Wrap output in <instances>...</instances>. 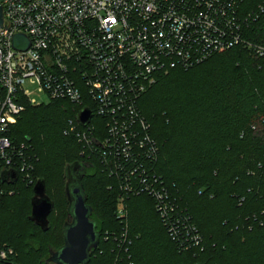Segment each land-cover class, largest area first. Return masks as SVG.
Returning a JSON list of instances; mask_svg holds the SVG:
<instances>
[{"label": "trees", "instance_id": "16d2710c", "mask_svg": "<svg viewBox=\"0 0 264 264\" xmlns=\"http://www.w3.org/2000/svg\"><path fill=\"white\" fill-rule=\"evenodd\" d=\"M261 6L264 0H246L243 9L259 14L244 31L253 46L222 51L189 70L173 69L139 101L159 149L151 173L189 217L198 246H179L149 193L126 196L127 215L118 216L122 179L66 135L77 114L61 101L28 106L10 131L15 145H28L35 183L0 182V254L13 251L0 264H46L64 246L63 229L72 221L65 170L74 163L91 165L83 186L101 238L89 264H264V56L256 51L264 49ZM93 123L103 138L102 120ZM40 179L54 203L46 232L30 219ZM185 226L180 223L179 234L187 233Z\"/></svg>", "mask_w": 264, "mask_h": 264}, {"label": "built area", "instance_id": "2783aa9c", "mask_svg": "<svg viewBox=\"0 0 264 264\" xmlns=\"http://www.w3.org/2000/svg\"><path fill=\"white\" fill-rule=\"evenodd\" d=\"M0 3L5 18L0 30V182L2 174L16 172L19 180L35 183L28 145H15L9 136L28 106L44 105L31 100L25 89L31 83L50 102L72 105L77 115L69 121L66 135L78 138L121 177L120 218L127 215L126 196L149 193L179 246H198L200 237L189 217L177 207L164 182L151 173L150 163L156 162L159 149L139 101L160 76L173 69L189 70L222 51L253 46L244 31L259 14H243L246 0ZM260 10L264 11L262 6ZM18 34L30 41L26 51L14 48ZM256 51L264 56L263 48ZM84 108L93 113L87 127L77 121ZM94 118L107 129L103 138L96 136ZM182 222L187 233L179 234ZM11 254L12 250L2 251L0 257Z\"/></svg>", "mask_w": 264, "mask_h": 264}, {"label": "water", "instance_id": "95a60500", "mask_svg": "<svg viewBox=\"0 0 264 264\" xmlns=\"http://www.w3.org/2000/svg\"><path fill=\"white\" fill-rule=\"evenodd\" d=\"M4 9L0 3V30L4 27ZM6 28V26H5ZM7 29V28H6ZM30 46L28 37L18 34L14 37V48L19 51H26ZM93 118L89 108L78 115L77 121L83 127H87ZM89 164L74 163L66 170V193L69 202L68 212L72 219L65 223L63 236L64 246L58 251H52L46 264H89L91 255L100 245L101 235L97 230V223L93 220L94 209L88 205V197L83 186V179L87 176ZM16 172L2 174V181L13 185L18 181ZM31 221L48 231L50 222L49 216L54 210V203L47 195L46 182L40 179L33 189Z\"/></svg>", "mask_w": 264, "mask_h": 264}, {"label": "rangeland", "instance_id": "374dc122", "mask_svg": "<svg viewBox=\"0 0 264 264\" xmlns=\"http://www.w3.org/2000/svg\"><path fill=\"white\" fill-rule=\"evenodd\" d=\"M25 89L30 93L31 100H35L41 104L43 103L45 106H48L51 104L48 98L39 92L37 85L28 83L25 85Z\"/></svg>", "mask_w": 264, "mask_h": 264}]
</instances>
